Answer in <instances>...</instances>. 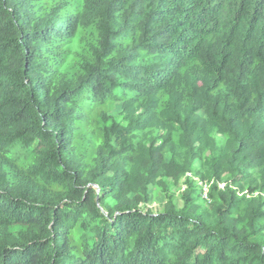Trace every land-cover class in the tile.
Instances as JSON below:
<instances>
[{
	"label": "clouds",
	"instance_id": "clouds-1",
	"mask_svg": "<svg viewBox=\"0 0 264 264\" xmlns=\"http://www.w3.org/2000/svg\"><path fill=\"white\" fill-rule=\"evenodd\" d=\"M110 2L0 0V264L25 248L33 264H92L102 244L111 264H264V7L229 42L239 5L225 3L192 70L159 87L190 49L149 52L133 0ZM125 17L130 41L113 38ZM132 48L137 80L117 67ZM189 169L206 179L175 195ZM165 193L174 207L150 214L145 197Z\"/></svg>",
	"mask_w": 264,
	"mask_h": 264
},
{
	"label": "trees",
	"instance_id": "trees-1",
	"mask_svg": "<svg viewBox=\"0 0 264 264\" xmlns=\"http://www.w3.org/2000/svg\"><path fill=\"white\" fill-rule=\"evenodd\" d=\"M202 2L203 0H133L130 9L132 16H144V30L137 35L148 36L149 33H151L149 37L150 43L148 44L149 52L155 51L162 56H166L168 48H175L177 52L182 50L188 51L190 49L186 58H182L179 61H167L163 72H157V76H159V87H165L180 74L191 71V65L188 61L203 50L202 46L209 42L214 32L222 31L220 20L212 24L211 18L214 15H222L224 5L228 3L229 0H207L204 7H201ZM233 3H238L239 6L236 8L235 14L231 17L230 23L232 26L227 32L229 42L238 40L245 27L251 32L253 27L252 21L257 19L256 9L264 7L261 0H257L256 8H254L250 14L248 9L249 0H233ZM126 4H128V0H111L107 11L109 14H112L114 11L122 9ZM229 6L232 7V4H229ZM260 19L264 20V12H261ZM257 24L259 25V20ZM133 27L131 17H125L123 25L117 30L113 38H126L129 41L132 40ZM157 27L159 30H156ZM177 34L179 35L177 36ZM244 39H247V36H245ZM169 41H171V43H169ZM165 45H167L168 48H166ZM112 47L115 49L116 45H112ZM136 56V49L132 48L131 51L119 57L120 64L117 66L118 68H123L127 75L133 80L139 79L140 72L144 70L141 65L134 63ZM226 60V57L221 59V68L217 70V78L219 80L224 79V75H222L221 72L226 69ZM205 83H208V81L205 80L201 82L202 85ZM213 86H216L215 82H213ZM168 103L169 97L166 96L162 110L168 106ZM24 115L23 110H21L15 114L14 118L18 120L24 119ZM189 174L192 175L191 169L188 170L187 175L178 174L174 176V178L180 179ZM196 174L198 175V173ZM201 179L204 181L206 177L201 176ZM187 183V189H191L194 185V182L190 179ZM213 187H215V185H213ZM89 191H91V189H89ZM85 195H87V193ZM184 195H187V191ZM194 198V196H188L185 203H192ZM97 199H99V197H97ZM145 200L146 204L150 201L148 196L145 197ZM173 207L174 204L169 202L164 210L156 212L149 210V212L150 214L158 213L160 216H166L168 215L166 210ZM217 211H219V209H217ZM50 216L54 222L56 211H52ZM36 251L37 249L35 248H25L24 252L20 253V256L17 257V260L19 261L20 257H22V264H33ZM88 260H91L92 264H111L110 246L102 244L97 249L95 258L93 259L89 256ZM81 264H87V261H82Z\"/></svg>",
	"mask_w": 264,
	"mask_h": 264
},
{
	"label": "rangeland",
	"instance_id": "rangeland-1",
	"mask_svg": "<svg viewBox=\"0 0 264 264\" xmlns=\"http://www.w3.org/2000/svg\"><path fill=\"white\" fill-rule=\"evenodd\" d=\"M76 59H78V58L77 57H70V62L65 64V66H64L65 71H67L69 73H71L73 71V64L71 63V61L72 60H76ZM165 100H166V96H163L159 100V106H160L161 109L163 108ZM170 179L172 180V183L174 185H177L179 187V191L176 192L175 195H180L181 193L185 194V192H186V190L188 188L187 181H189V179L191 181H193L194 184L197 183V179L200 182H202L201 176H199V174L198 175L197 174H195V175L189 174L188 176L182 177L180 179H176L174 177L173 178L171 177ZM159 187H164V185L161 184ZM168 191H171V189H169ZM207 191H208V189L205 188L204 192H207ZM169 202H172V197L168 196L167 193H165L163 195H155V196H153L150 199L149 203L144 205V206H146L149 210H152V211L156 212V211L164 210Z\"/></svg>",
	"mask_w": 264,
	"mask_h": 264
}]
</instances>
